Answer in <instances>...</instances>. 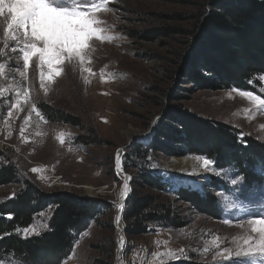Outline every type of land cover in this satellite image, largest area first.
Returning a JSON list of instances; mask_svg holds the SVG:
<instances>
[{"label":"rangeland","instance_id":"rangeland-1","mask_svg":"<svg viewBox=\"0 0 264 264\" xmlns=\"http://www.w3.org/2000/svg\"><path fill=\"white\" fill-rule=\"evenodd\" d=\"M210 5L211 0H108L106 8H100L96 15L103 21L101 34L113 38L90 42L89 63L83 70L65 62L54 82L45 80L47 93L40 87L37 57L30 62L25 80L19 76L24 71L22 54L10 51L14 42L4 48L5 54L0 56V63H5L0 86L6 90L0 97V150L3 159L15 167L19 181L0 186V202L32 182L46 191H73L105 204L99 216L77 235L72 251L60 264H92L96 259L119 264V232L121 247L126 245V251L133 252L139 264L147 256L154 264H216L226 259L222 255L225 249L234 255L244 239L252 237L251 242H255L258 233L253 228L258 225L249 222L257 213L264 215V168H256L261 183L249 184L233 167L216 169L207 158L212 163L206 168L204 156L150 152L144 160L151 164L140 166L161 176L166 187L159 191L142 185L137 169L125 167L129 160H139L132 153L134 147L140 143L142 150L149 148L157 126L169 109L177 107L224 122L264 145V111L240 95L252 92L263 96V87L257 91L215 89L207 85L205 77L209 75L204 72L187 74L188 57L197 47L193 30ZM25 89L29 102L21 105L22 110L11 109L13 115L9 117L15 91ZM43 103L78 116L81 125L50 122L41 112ZM33 168L39 171L32 172ZM215 181L221 189L211 186ZM125 183L129 191L122 195ZM182 187L214 195L220 217L181 201L176 191ZM133 190L170 204L184 225L150 224L147 233L133 236L121 219L120 230L118 206ZM52 213V208L42 211L27 233H19L39 235L49 227ZM214 238L218 248L211 247ZM206 246L210 250L202 255ZM170 249L177 250V256L159 255ZM0 264L21 261L13 255H2Z\"/></svg>","mask_w":264,"mask_h":264},{"label":"trees","instance_id":"trees-1","mask_svg":"<svg viewBox=\"0 0 264 264\" xmlns=\"http://www.w3.org/2000/svg\"><path fill=\"white\" fill-rule=\"evenodd\" d=\"M195 25L193 53L188 57L187 74L209 75L207 85L215 89L238 88L257 91L264 96V0H211ZM50 122L81 125L78 116L40 104ZM132 151L139 160H129L126 168L137 169L145 187L165 190L161 176L143 169L141 164L150 152L166 151L168 155L192 154L214 162L216 169L233 167L249 184H260L264 168V145L224 122L204 119L184 109L171 108L155 131L149 148L137 144ZM143 169V170H142ZM14 166L3 159L0 150V186L17 183ZM211 186L221 187L212 182ZM218 189H221L219 188ZM176 195L200 211L220 217L217 199L211 193L179 188ZM105 205V204H104ZM103 205V206H104ZM106 205L111 206L108 202ZM101 202L73 191H46L29 182L23 190L0 202V257L13 255L21 264H60L72 251L77 235L88 222L102 212ZM52 208L49 227L39 235L23 236L19 230L29 228L35 217ZM124 219L130 235L147 233L150 224L183 226L171 205L150 193L133 190L126 199ZM92 264H112L96 259ZM196 264V263H172ZM200 264V263H198Z\"/></svg>","mask_w":264,"mask_h":264},{"label":"snow or ice","instance_id":"snow-or-ice-1","mask_svg":"<svg viewBox=\"0 0 264 264\" xmlns=\"http://www.w3.org/2000/svg\"><path fill=\"white\" fill-rule=\"evenodd\" d=\"M108 0H0V56H3L4 48L9 47V42H14L10 51H19L22 54L23 69L19 76L27 80V70L33 57H37L39 68L40 87L47 93L45 80L54 82L60 76L65 62L68 64L83 66L89 63L90 42L93 39L111 40L113 37L101 33L103 21L98 19L97 11L105 7ZM87 71L91 73V68ZM5 76V63H0V77ZM85 82L87 78H85ZM5 89L0 86V97H3ZM253 101L259 110L264 111V96H258L252 92H240ZM15 102L10 105L8 116L13 115L11 109L22 110L21 105L29 102V92L15 91ZM35 111V105H32ZM36 114L39 116V112ZM28 123V118H25ZM23 135V129L21 130ZM61 143L63 139L61 138ZM199 159V158H198ZM119 160V156H118ZM211 161L204 158L203 165L207 168ZM32 172L39 169L33 168ZM236 183V181H232ZM129 191L127 183L124 185L122 195ZM123 208V204L119 206ZM119 219V217H118ZM254 227L253 231L258 233L255 242L252 237L243 240V244L237 245L233 255L230 250L225 249L222 255L225 260L217 261L216 264H264V215L256 214V218L250 220ZM27 233V229L24 230ZM35 231V229H32ZM211 247H219L214 238ZM210 250L206 246L201 254H207ZM183 251V250H179ZM177 250H168L167 253L159 255L177 256ZM153 256H157L153 253Z\"/></svg>","mask_w":264,"mask_h":264},{"label":"built area","instance_id":"built-area-1","mask_svg":"<svg viewBox=\"0 0 264 264\" xmlns=\"http://www.w3.org/2000/svg\"><path fill=\"white\" fill-rule=\"evenodd\" d=\"M126 246V245H125ZM124 248L119 245L118 247V263L119 264H139V260H137L135 254L133 255V252L126 251V247ZM121 247V250H120ZM143 264H154V261H151V259L147 257L143 258Z\"/></svg>","mask_w":264,"mask_h":264},{"label":"water","instance_id":"water-1","mask_svg":"<svg viewBox=\"0 0 264 264\" xmlns=\"http://www.w3.org/2000/svg\"><path fill=\"white\" fill-rule=\"evenodd\" d=\"M117 169L120 170V168H117ZM126 199H127V198H124L123 208H122V209L118 206L117 215H116V216H117V221H118V223H119V219H118V217H120V219H124V215H123V213H124L125 206H126ZM118 228H119V226H118ZM119 235H120V233H118V241H119V245H121V240H119ZM118 247H119V246H118Z\"/></svg>","mask_w":264,"mask_h":264},{"label":"bare ground","instance_id":"bare-ground-1","mask_svg":"<svg viewBox=\"0 0 264 264\" xmlns=\"http://www.w3.org/2000/svg\"><path fill=\"white\" fill-rule=\"evenodd\" d=\"M123 202H124V201H122V199H121V202L119 203V206H120L121 204H123ZM119 226H120V230H121V228H122L121 226H122V225H121V219H120V217H119ZM119 233H120V232H119ZM119 237H120L119 240H121V242H122V234H120Z\"/></svg>","mask_w":264,"mask_h":264}]
</instances>
